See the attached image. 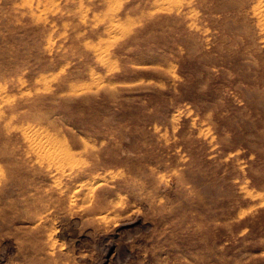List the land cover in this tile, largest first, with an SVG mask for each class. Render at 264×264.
Returning <instances> with one entry per match:
<instances>
[{"label":"rangeland","instance_id":"1","mask_svg":"<svg viewBox=\"0 0 264 264\" xmlns=\"http://www.w3.org/2000/svg\"><path fill=\"white\" fill-rule=\"evenodd\" d=\"M0 264H264V0H0Z\"/></svg>","mask_w":264,"mask_h":264},{"label":"bare ground","instance_id":"2","mask_svg":"<svg viewBox=\"0 0 264 264\" xmlns=\"http://www.w3.org/2000/svg\"><path fill=\"white\" fill-rule=\"evenodd\" d=\"M95 186V185H94ZM91 188H93V186L91 187ZM92 190V189H91Z\"/></svg>","mask_w":264,"mask_h":264}]
</instances>
